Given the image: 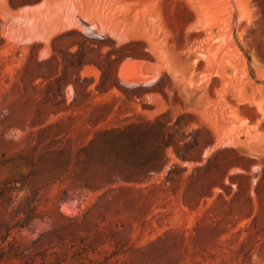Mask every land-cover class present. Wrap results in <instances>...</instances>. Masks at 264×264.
<instances>
[{"label":"rangeland","instance_id":"1","mask_svg":"<svg viewBox=\"0 0 264 264\" xmlns=\"http://www.w3.org/2000/svg\"><path fill=\"white\" fill-rule=\"evenodd\" d=\"M0 264H264V0H0Z\"/></svg>","mask_w":264,"mask_h":264}]
</instances>
